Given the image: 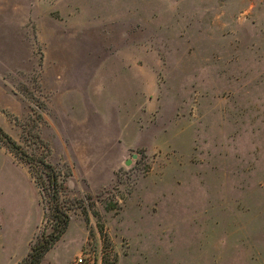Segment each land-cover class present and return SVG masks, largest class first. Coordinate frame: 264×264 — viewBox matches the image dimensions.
Masks as SVG:
<instances>
[{"label":"rangeland","instance_id":"rangeland-1","mask_svg":"<svg viewBox=\"0 0 264 264\" xmlns=\"http://www.w3.org/2000/svg\"><path fill=\"white\" fill-rule=\"evenodd\" d=\"M0 126L64 175L42 264H264V0H0ZM0 227L50 229L2 146Z\"/></svg>","mask_w":264,"mask_h":264},{"label":"trees","instance_id":"trees-1","mask_svg":"<svg viewBox=\"0 0 264 264\" xmlns=\"http://www.w3.org/2000/svg\"><path fill=\"white\" fill-rule=\"evenodd\" d=\"M40 143L28 151L0 126V146L27 166L45 201L46 222L50 227L48 232L42 230L30 252L19 264H41L45 255L66 233L70 222L71 206L62 198L64 175L48 161L47 145Z\"/></svg>","mask_w":264,"mask_h":264},{"label":"crops","instance_id":"crops-1","mask_svg":"<svg viewBox=\"0 0 264 264\" xmlns=\"http://www.w3.org/2000/svg\"><path fill=\"white\" fill-rule=\"evenodd\" d=\"M66 1V0H65ZM60 3V2H59ZM55 4H58L57 2H55ZM66 4H69V3H66ZM126 147V146H125ZM131 147H133V146H131ZM145 147H147V149H154V145H151V146H145ZM127 149H129V147L127 148ZM127 149H125V150H127ZM2 236H1V227H0V238H1ZM1 240V239H0ZM0 254H2V252H1V250H0ZM0 264H18V261L16 260V258H14V257H12L10 254L4 259V260H2V258H1V255H0ZM42 264V263H41Z\"/></svg>","mask_w":264,"mask_h":264},{"label":"built area","instance_id":"built-area-1","mask_svg":"<svg viewBox=\"0 0 264 264\" xmlns=\"http://www.w3.org/2000/svg\"><path fill=\"white\" fill-rule=\"evenodd\" d=\"M83 261H84V259L81 258V257H79V258L77 259V264H83Z\"/></svg>","mask_w":264,"mask_h":264}]
</instances>
